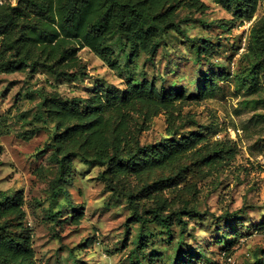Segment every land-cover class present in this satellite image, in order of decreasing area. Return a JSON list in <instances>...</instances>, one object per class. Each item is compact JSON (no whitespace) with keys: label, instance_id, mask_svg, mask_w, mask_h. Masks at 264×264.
I'll return each instance as SVG.
<instances>
[{"label":"rangeland","instance_id":"374dc122","mask_svg":"<svg viewBox=\"0 0 264 264\" xmlns=\"http://www.w3.org/2000/svg\"><path fill=\"white\" fill-rule=\"evenodd\" d=\"M204 2L205 12H179L180 31L162 37L155 57L120 53L119 72L87 46L79 53L83 73L74 82L42 72L0 75V190L24 195L37 264L264 261V72L255 82L246 80L245 59L263 11L223 28L233 13L215 0ZM96 4L90 2V17ZM204 44L208 52L197 59ZM128 72L136 84L145 79L158 90L179 93L169 109L140 108L129 143L137 153L165 140L189 139L176 166L113 176L108 165L74 157L65 180L52 154L53 126H42L30 141L19 137L38 125L32 120L42 92L88 99L107 87L125 90ZM221 147L230 153L219 163L200 162L201 155ZM73 209L84 215L79 224ZM137 214L144 221L136 222ZM156 214L171 229L154 222ZM137 250L140 263L130 259Z\"/></svg>","mask_w":264,"mask_h":264},{"label":"trees","instance_id":"16d2710c","mask_svg":"<svg viewBox=\"0 0 264 264\" xmlns=\"http://www.w3.org/2000/svg\"><path fill=\"white\" fill-rule=\"evenodd\" d=\"M91 1L97 2L91 7L97 9L94 17L88 11ZM215 2L234 16L230 22H221L223 28H230L236 21L251 20L262 9L263 17L251 31L245 55L246 80L255 82L264 72V0ZM183 9L205 12L208 6L204 0H17L16 4L0 1V75L42 72L66 83L74 82L83 73L79 53L87 46L119 72L120 53L155 57L162 37L170 31H180L177 18ZM207 52L206 44L198 46L197 59ZM138 81L129 74L125 90L107 87L93 92L88 99L42 92L32 120L38 125L19 137L30 141L42 126H53L52 154L59 162L60 178L65 180L74 157L90 165H108L113 176L138 174L147 168H172L185 157L182 148L189 139L182 143L165 140L137 153H132L129 143L135 140V113L140 108L169 109L179 93L158 90L145 79L136 84ZM1 126L0 123V129ZM196 139L202 142V134H197ZM229 153L224 147L213 148L199 160L214 166ZM24 207L22 193L9 197L0 190V264H37ZM73 211L78 213L73 221L79 224L84 215ZM142 219V215H135L136 222ZM153 221L171 229L159 214L154 215ZM130 259L140 263V250L133 252ZM186 259L180 262L186 263ZM261 263L264 261L257 262Z\"/></svg>","mask_w":264,"mask_h":264}]
</instances>
